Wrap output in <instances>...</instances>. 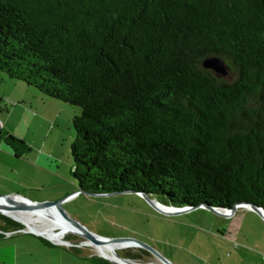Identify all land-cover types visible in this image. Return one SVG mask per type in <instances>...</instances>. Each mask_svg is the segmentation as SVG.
Wrapping results in <instances>:
<instances>
[{
	"label": "trees",
	"instance_id": "1",
	"mask_svg": "<svg viewBox=\"0 0 264 264\" xmlns=\"http://www.w3.org/2000/svg\"><path fill=\"white\" fill-rule=\"evenodd\" d=\"M0 72L81 109V194L264 209V0H0ZM24 228L0 214V234Z\"/></svg>",
	"mask_w": 264,
	"mask_h": 264
},
{
	"label": "rangeland",
	"instance_id": "2",
	"mask_svg": "<svg viewBox=\"0 0 264 264\" xmlns=\"http://www.w3.org/2000/svg\"><path fill=\"white\" fill-rule=\"evenodd\" d=\"M220 77L229 81L234 78L230 70ZM41 97L43 100L33 98L29 112L16 108L13 113V124L28 140L31 149L28 157L31 161L40 157L46 168L39 171L43 187L18 195L31 201L56 202L78 190L71 175V147L76 137L72 121L81 109L46 95ZM5 195L8 194H0ZM62 208L71 220L90 233L108 239L137 240L172 264H207L208 259L220 264L234 249H239V253L232 257L233 264H264V220L257 213L259 218L245 221V226H250V244L242 240V234L236 239L239 230L233 228L229 237L235 239H231L233 244L230 246L217 234V230L223 232L226 218L202 208L179 216H165L138 194H81L66 200ZM63 239L84 254L100 257L96 249L84 245L87 240L81 236L64 233ZM142 250L129 247L118 249L117 253L123 258L129 254H141L137 262L161 264L155 255L146 250L148 254H144Z\"/></svg>",
	"mask_w": 264,
	"mask_h": 264
},
{
	"label": "crops",
	"instance_id": "3",
	"mask_svg": "<svg viewBox=\"0 0 264 264\" xmlns=\"http://www.w3.org/2000/svg\"><path fill=\"white\" fill-rule=\"evenodd\" d=\"M41 96L44 95L36 89L21 81L9 79L0 72V120L4 125L3 136L0 139V194L18 195L43 187L39 171L46 169L45 164L40 161V157L31 161L28 157L31 152L28 140L23 131L13 124L15 109L20 108L29 112L33 106V98L43 100ZM10 136L24 141L26 146L12 144L8 139ZM238 210L233 217H224L227 224L223 232L217 230L221 239L230 246L233 244L231 239H239L240 234L243 237L241 239L250 244L248 237L250 226L248 224L246 227L245 221L259 218L248 208L242 207ZM233 228L239 230L235 238L229 237V231ZM243 231L245 233H242ZM237 253L239 249H234L233 253L225 257L220 264H233L232 257ZM91 256L81 251L74 252L64 245L45 243L39 236L31 233H17L11 237H6L3 232L0 234V264H95L90 260ZM208 260L207 264H215L211 259Z\"/></svg>",
	"mask_w": 264,
	"mask_h": 264
},
{
	"label": "water",
	"instance_id": "4",
	"mask_svg": "<svg viewBox=\"0 0 264 264\" xmlns=\"http://www.w3.org/2000/svg\"><path fill=\"white\" fill-rule=\"evenodd\" d=\"M203 67L205 69H209L212 70L213 72H215L219 77L220 76H225L227 74V66L225 64V62L223 60H221L220 58H207L204 60L203 62ZM82 192L77 191L69 196H67L66 198L60 200V201H56V202H49V201H42V202H38V201H31L23 196L20 195H5V196H0V200H4L6 201V204H0V214L5 215L7 217H10L11 219L17 221L16 219H14L10 213L13 212H34V211H45V210H56V212L68 223H70L73 227H75L76 229L79 230L80 233H78L82 238L92 242L93 244L96 245H102V244H126L128 246H135L139 249H143L146 250L150 253H152L153 255H155L159 262L161 264H172L171 262H169L167 259H165L164 257H162L158 252H156L153 248L144 245L143 243L134 240V239H108V238H103V237H99L96 236L92 233H90L89 231H87L81 224H79L76 221L71 220L64 212L63 208H62V204L70 199L73 196H77L79 194H81ZM88 196H115V195H120V194H129V193H121V192H113V193H105V194H91V193H85ZM132 194V193H130ZM140 196H142L155 210H157L159 213L165 215V216H179V215H183L186 213H190L196 209L202 208V209H206L209 211H212L213 213L222 216V217H226L229 218L231 216H229L227 211H232L233 214L236 213V211L238 210L239 207H244V208H248L252 211H254L255 213H257L263 220H264V209H262L261 207H258L254 204H250V203H240L235 205L232 209H217L215 207H212L210 205H200L197 207H172V206H167L162 204L161 202H159L157 199L152 198L149 194L143 193V194H138ZM18 198H22L25 201H20L18 200ZM19 222V221H17ZM21 223V222H19ZM22 224V223H21ZM24 225V224H22ZM25 226V225H24ZM28 228L25 226L24 230H26L28 233L34 234L36 236L42 237L44 239H47L50 242H54L53 240H51L49 237H46L42 234H38L36 232H32L27 230ZM55 243V242H54ZM67 243L69 242H64V243H58L60 245H68ZM100 257L111 262L112 264H123L120 263L118 261L112 260L111 258L101 255ZM118 259L127 262L126 264H145V263H140L137 261H134L132 259H128V258H123L121 257L119 254H117ZM151 264V263H148Z\"/></svg>",
	"mask_w": 264,
	"mask_h": 264
},
{
	"label": "bare ground",
	"instance_id": "5",
	"mask_svg": "<svg viewBox=\"0 0 264 264\" xmlns=\"http://www.w3.org/2000/svg\"><path fill=\"white\" fill-rule=\"evenodd\" d=\"M20 201H25L22 198H18ZM0 204H6V201L0 200ZM10 215L17 221L24 224L32 232L42 234L46 237H49L51 240L56 243L67 242L63 239L64 233L74 234L80 236L78 233L79 230L73 227L70 223L66 222L56 210H45V211H34V212H13ZM84 245H89L96 249L101 255L107 256L112 260L118 261L120 263L126 264L117 257L118 249L125 248H137L135 246H128L126 244H102L96 245L90 241H86ZM70 244V243H67ZM88 246V247H89Z\"/></svg>",
	"mask_w": 264,
	"mask_h": 264
},
{
	"label": "built area",
	"instance_id": "6",
	"mask_svg": "<svg viewBox=\"0 0 264 264\" xmlns=\"http://www.w3.org/2000/svg\"><path fill=\"white\" fill-rule=\"evenodd\" d=\"M3 129H4V125H3V122L0 120V133L3 132ZM239 208H242V207H239ZM238 208V209H239ZM229 216L233 217L235 214L232 213V211H227ZM17 233H28L26 230H19V231H9V232H4V235L6 237H11L13 236L14 234H17ZM55 242V241H54ZM53 242V243H54ZM54 244H58V243H54ZM73 245L72 244H68L67 247H72ZM264 257V256H263Z\"/></svg>",
	"mask_w": 264,
	"mask_h": 264
}]
</instances>
